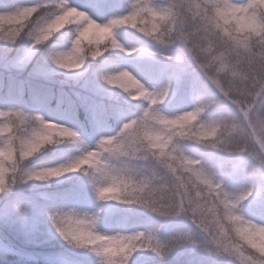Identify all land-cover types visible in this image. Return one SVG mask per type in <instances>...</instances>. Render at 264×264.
I'll return each mask as SVG.
<instances>
[{
    "label": "clouds",
    "instance_id": "9594fccd",
    "mask_svg": "<svg viewBox=\"0 0 264 264\" xmlns=\"http://www.w3.org/2000/svg\"><path fill=\"white\" fill-rule=\"evenodd\" d=\"M0 224L62 264H264V0H0Z\"/></svg>",
    "mask_w": 264,
    "mask_h": 264
},
{
    "label": "trees",
    "instance_id": "16d2710c",
    "mask_svg": "<svg viewBox=\"0 0 264 264\" xmlns=\"http://www.w3.org/2000/svg\"><path fill=\"white\" fill-rule=\"evenodd\" d=\"M62 252L58 244L46 242L43 236L32 239L18 227L0 224V264H62Z\"/></svg>",
    "mask_w": 264,
    "mask_h": 264
}]
</instances>
